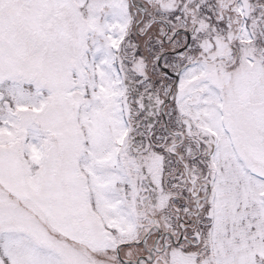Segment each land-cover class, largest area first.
Here are the masks:
<instances>
[{
	"label": "snow or ice",
	"instance_id": "6c2138e0",
	"mask_svg": "<svg viewBox=\"0 0 264 264\" xmlns=\"http://www.w3.org/2000/svg\"><path fill=\"white\" fill-rule=\"evenodd\" d=\"M0 264H264V0H0Z\"/></svg>",
	"mask_w": 264,
	"mask_h": 264
}]
</instances>
